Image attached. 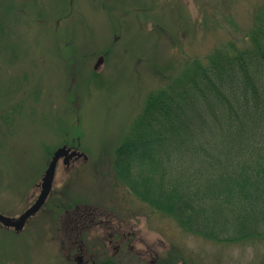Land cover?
<instances>
[{"label":"rangeland","instance_id":"obj_1","mask_svg":"<svg viewBox=\"0 0 264 264\" xmlns=\"http://www.w3.org/2000/svg\"><path fill=\"white\" fill-rule=\"evenodd\" d=\"M262 1L0 0V213L30 207L57 148L87 156L59 160L49 197L21 232L0 225V264H76L64 249L66 225L65 248L82 238L89 255L106 257L94 244L99 236L106 245L111 230L93 225L76 238L67 224L76 207L104 211L95 221L135 234L139 251L154 247L156 264H264V236L222 243L216 231L190 233L134 197L112 167L146 95L185 65L192 70L190 59L246 46Z\"/></svg>","mask_w":264,"mask_h":264},{"label":"trees","instance_id":"obj_2","mask_svg":"<svg viewBox=\"0 0 264 264\" xmlns=\"http://www.w3.org/2000/svg\"><path fill=\"white\" fill-rule=\"evenodd\" d=\"M252 20L246 46H217L149 92L112 160L152 211L222 243L264 236V0Z\"/></svg>","mask_w":264,"mask_h":264},{"label":"flooded vegetation","instance_id":"obj_3","mask_svg":"<svg viewBox=\"0 0 264 264\" xmlns=\"http://www.w3.org/2000/svg\"><path fill=\"white\" fill-rule=\"evenodd\" d=\"M69 148H70V152L73 150H78V148H76L72 145L69 146ZM81 159L84 160L82 157H76L75 155H73V156H71V158L67 159L65 164L68 166L69 163L75 162V161H78ZM62 162H63V160H62ZM78 208L79 207H76V211L73 213L74 216L69 217L68 218L69 220L67 223L68 225H69V223H73L74 226H71V230H77L79 232V233L77 232L78 234L76 235V238L79 239L80 235L83 232L82 230H85V231L91 230V228H92L91 226H93V225L97 226L96 228L98 231L107 229L108 227L111 231L108 232L107 236L105 235L103 237L104 242L106 243L107 246L103 243L101 237H99V236H97V238L95 239V241H98V243L96 242L94 244V246L98 244L101 247L102 251L107 250L106 251V253H107L106 257L107 258H106V257H104L105 254H103L102 256H98V254L96 252L93 253V255H89L88 254V252H89L88 247H83L84 241L82 238H80V240H79L80 245L78 246V248L75 249V248H71L70 246H69V249L65 248L66 242H68V240H70L71 238L68 237L67 225L64 228H62L65 231L63 238L66 241L64 244V249L66 252L69 253L68 258L73 257V259L76 261V264H121V262H122V264H129L131 255H132V257L137 258V262L141 261L142 264H144V262L146 260V256H151L153 254L155 257L151 261H149L148 264H156V261L158 259V255L155 253L154 247L152 248L150 246H147L148 250L145 249L144 251H139L133 245V242L135 239L133 237H131V236H135V234H133V233L131 234L129 231H127V232L122 231L120 227L115 228L113 226H111V227L107 226L105 224L107 222H105L103 220L95 221L97 216L103 215L105 213L104 211H100V210H97L96 208H94L92 210V212L90 211V213H89V212H84V211H87L86 208L84 210H78ZM34 216H32V217H34ZM32 217H30L29 219H31ZM29 219H28V221H29ZM88 220L90 223L89 227L86 223V221L88 222ZM98 226H101V228H99ZM87 227H88V229H86ZM84 236H87L86 233H84ZM65 251H64V253H65ZM120 253H121L122 259H119ZM65 255H67V254L65 253ZM114 259L117 260V262H115ZM136 264H139V263H136Z\"/></svg>","mask_w":264,"mask_h":264},{"label":"water","instance_id":"obj_4","mask_svg":"<svg viewBox=\"0 0 264 264\" xmlns=\"http://www.w3.org/2000/svg\"><path fill=\"white\" fill-rule=\"evenodd\" d=\"M100 62L101 59H98V62H96L95 67L99 65ZM69 150V147L62 146L53 153L51 160L42 176L40 183V192L34 203L29 208H27L22 214L17 217H9L0 213V224L2 226L6 228H13L14 231L19 232L23 229L27 220L39 211V209L45 203L48 195L50 194L55 174V168L58 160L61 157H65L64 163H66L67 159L71 158V156L73 155H75L76 157H83V159L87 158L86 155L82 152L73 150L69 153Z\"/></svg>","mask_w":264,"mask_h":264}]
</instances>
